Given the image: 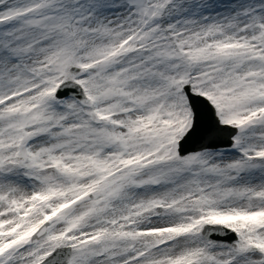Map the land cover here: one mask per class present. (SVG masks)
Masks as SVG:
<instances>
[{
	"label": "snow or ice",
	"instance_id": "obj_1",
	"mask_svg": "<svg viewBox=\"0 0 264 264\" xmlns=\"http://www.w3.org/2000/svg\"><path fill=\"white\" fill-rule=\"evenodd\" d=\"M0 264H264V0H0Z\"/></svg>",
	"mask_w": 264,
	"mask_h": 264
}]
</instances>
